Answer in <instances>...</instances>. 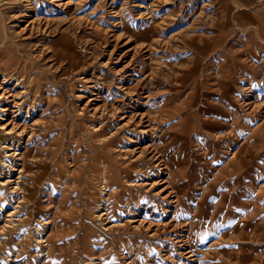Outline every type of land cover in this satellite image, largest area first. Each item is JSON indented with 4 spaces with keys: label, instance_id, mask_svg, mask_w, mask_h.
<instances>
[{
    "label": "rangeland",
    "instance_id": "rangeland-1",
    "mask_svg": "<svg viewBox=\"0 0 264 264\" xmlns=\"http://www.w3.org/2000/svg\"><path fill=\"white\" fill-rule=\"evenodd\" d=\"M18 12L48 29L21 33ZM7 47L38 63L26 64L21 95L29 97L35 75L39 89L30 91L42 95L20 189L0 181V226L17 206L0 229V264H90L99 255L103 264H264V0H3L0 51ZM7 51L0 54L3 73L21 67L5 65ZM125 75L133 97L119 93ZM97 77L106 81L100 105L140 98L149 112L155 146L137 160L138 179H166L171 189L138 186L125 200L151 203L168 233L157 226L153 234L109 232L91 216L103 208L96 204L103 190L76 173L94 160L84 124L90 113H78L85 98L73 94L96 93ZM46 98L56 104L51 111ZM116 123L110 132L123 124ZM133 133L118 130L117 148L133 146ZM7 139L0 129V177L10 159Z\"/></svg>",
    "mask_w": 264,
    "mask_h": 264
},
{
    "label": "bare ground",
    "instance_id": "bare-ground-1",
    "mask_svg": "<svg viewBox=\"0 0 264 264\" xmlns=\"http://www.w3.org/2000/svg\"><path fill=\"white\" fill-rule=\"evenodd\" d=\"M19 16L24 18V16H22L19 12L14 15V17H17L16 19H19L20 18ZM24 19L25 21L24 24L22 25V30H21V33L23 34H31L33 32H44L48 29L47 26L48 23L46 24V22L37 19L34 15H32V13L28 14ZM3 35L4 37H6V39L9 38L5 30L3 31ZM118 40L119 39L115 41L113 49L116 48V46L118 45L119 43L117 42ZM7 49L9 51H7L6 48L0 51V54L2 55L6 51L11 54L10 58H8V61L5 62V65L7 64L8 66H11L12 64L19 63V65L21 64V67L17 66L18 68L15 71L13 70V72H8V73H3L4 71H2V69L0 70V111H1L0 129L2 130L4 136L8 138L7 140L2 142V146L5 148L4 149L6 151L5 155H7V157L10 158L9 161L7 160L5 161L6 166L5 167L2 166V169L4 170L1 171L2 176L0 177V181L1 184L9 185L11 190L14 191L20 189L17 186L20 177L19 173H21L22 170L25 168V162L29 157V155L32 154V149L30 148H31V143H33V141L31 138H33V135L35 133V127L40 122L39 118H35V117H39L38 112L40 111L41 108L39 107L37 100L38 97H40L42 94L38 90L37 92L33 91L31 93L32 89L34 87L38 88V84H39L40 76L35 75L34 77L35 84L34 83L33 85L31 84L32 86L30 89L29 87L27 88L29 89L28 91L29 97L25 98L23 96L24 94L21 95V93L23 91L25 92L26 90V86L23 84L22 81V80L25 81V76L23 71H25V69L27 68L26 64H28L32 68L34 65L37 68L38 63L29 55L25 54L26 56L25 55L23 56L25 59H21L22 57L21 58L18 57L16 53H14L12 50L9 49V47H7ZM110 55H112V53H110ZM41 57L42 56H38L37 59ZM106 63H104L103 65H105ZM120 71L123 72V70L120 69L116 71V73L118 74ZM91 78L92 77H90L89 79H85V81L93 82ZM75 79L77 81L83 80V78L81 77H77ZM99 79L100 78L96 79L94 81L95 84L92 86V88H97L96 93L91 92L90 95L88 96H86V93H82V92H79V94H73L77 98H85V100H83L80 103V106H78L79 108L78 113L79 114L90 113L88 115L89 122H85L84 124L85 127H87L88 130L91 132L88 135V140L91 144V156L94 160V164L92 167L85 169L84 166H82L80 171L76 173L85 172V175L89 176V182H91L93 185L103 190L102 191L103 199H101L100 203H96V204H102L103 208L101 209V211L93 212L91 216L100 220L104 225V230H107L109 232L112 230L119 231V229L121 230V228L123 230L127 227H130L135 231H141V228H144V230H146L147 232L148 231L152 232L153 231L152 228L154 226H157L158 229L159 227H161L165 229V231L167 232L168 222L166 221L164 222V224H162L158 220L157 211L154 206H151V203L146 202V200L143 199V197H141L136 202H132V201L126 202L125 200V196L128 194L131 195L133 190L136 189L138 186H143V187L148 186L149 189L155 188L157 193L159 192L162 193V191H166L167 194L170 188L168 184V180L166 179L157 178L154 180L153 178H151L149 181L145 179L143 182H141L142 180L140 181V179H138V175H140V168L139 165H136L138 163L137 160L140 159L141 154H143V152L146 149L147 150L149 148L153 149V147L155 146L153 142L155 139L153 133L154 126L151 124L152 121H150L149 112L148 111L144 112V103L139 101L140 98L137 99L132 98L133 96L131 95V89L129 87H126L127 86L126 75L123 76L122 79L125 81L121 85H119V89H120L119 93L123 94V92H125L127 96L130 95L132 97L128 98L127 100L126 99L123 100L122 101L123 105H119V102H114L112 104H107V105L106 104L100 105L99 102L101 101L99 99L100 97L99 89L105 88L106 81L99 82L101 80ZM98 82L100 83L101 88L100 86L99 87L96 86ZM75 85L77 86V84ZM46 101L48 102H45V104L49 107L50 111L52 110L53 106L56 107V104L51 99L46 98ZM38 102H40V100ZM95 121L97 122L92 123ZM117 121L123 122V124L118 128H116L117 130L115 129L113 132H110L109 128H111L112 125ZM120 122H117L116 124L118 125ZM127 126L133 127L134 133L131 136L132 137L131 142L134 143V145L133 146L127 145L128 148L121 150L117 148L116 141L114 140L115 133L118 130L123 129L124 127ZM150 126H152L151 129ZM146 137L149 138V142L147 141L146 144L141 145L142 142L141 140ZM117 149L121 150L119 151L121 153L120 158H123L124 160H127L129 162L123 165L122 162L116 161V156L114 155V152ZM158 158L154 157V163L156 162L158 166L162 168V164H161L162 161H160V158L158 160ZM16 174L17 176H15ZM158 183L159 184L165 183L166 185H164V187L161 189H157V187L155 186ZM20 195H21L20 196L21 199L23 197H26L25 192H21ZM162 200L167 202L168 204V201H166L165 199ZM1 201L2 198L0 197V202ZM16 207L17 206L15 205L13 209L6 211L7 213L6 215L9 216H6L8 218L4 220V223L0 226V229H3L8 224V222H10L9 220L11 219L10 215L16 213L17 210ZM150 207L152 208V210L150 209ZM167 213H168V208L165 210L163 217H165ZM49 223L52 224L51 218L43 221V224L45 225L46 229L49 227ZM43 229L45 228L43 227ZM50 238H51V233L49 232L48 234L45 235L43 240L48 241ZM165 257H168V255L166 254ZM96 258L98 262L95 263L93 258H91L90 264H100V262H102L103 264L102 256L99 255Z\"/></svg>",
    "mask_w": 264,
    "mask_h": 264
},
{
    "label": "crops",
    "instance_id": "crops-1",
    "mask_svg": "<svg viewBox=\"0 0 264 264\" xmlns=\"http://www.w3.org/2000/svg\"><path fill=\"white\" fill-rule=\"evenodd\" d=\"M246 104H249V105H251L252 107H254V106L252 105L253 102H251L250 100H248V101L246 100ZM261 191H263V188L258 187V189L256 190V192H257L256 194L259 195ZM258 197H259V196H258Z\"/></svg>",
    "mask_w": 264,
    "mask_h": 264
},
{
    "label": "built area",
    "instance_id": "built-area-1",
    "mask_svg": "<svg viewBox=\"0 0 264 264\" xmlns=\"http://www.w3.org/2000/svg\"><path fill=\"white\" fill-rule=\"evenodd\" d=\"M2 3H3V0H0V6L2 5Z\"/></svg>",
    "mask_w": 264,
    "mask_h": 264
}]
</instances>
